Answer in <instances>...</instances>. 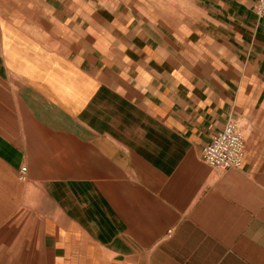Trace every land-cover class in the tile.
Masks as SVG:
<instances>
[{"label": "crops", "instance_id": "crops-1", "mask_svg": "<svg viewBox=\"0 0 264 264\" xmlns=\"http://www.w3.org/2000/svg\"><path fill=\"white\" fill-rule=\"evenodd\" d=\"M256 2L0 0V264H264Z\"/></svg>", "mask_w": 264, "mask_h": 264}, {"label": "built area", "instance_id": "built-area-1", "mask_svg": "<svg viewBox=\"0 0 264 264\" xmlns=\"http://www.w3.org/2000/svg\"><path fill=\"white\" fill-rule=\"evenodd\" d=\"M255 12L264 17V0H257ZM246 155V136L238 121L230 119L225 127L217 132L204 147L203 161L215 169L240 168ZM27 168L22 167L23 179Z\"/></svg>", "mask_w": 264, "mask_h": 264}, {"label": "rangeland", "instance_id": "rangeland-1", "mask_svg": "<svg viewBox=\"0 0 264 264\" xmlns=\"http://www.w3.org/2000/svg\"><path fill=\"white\" fill-rule=\"evenodd\" d=\"M233 120H235V121H238V120H236L235 118H232ZM239 122V124L241 125V126H243V123L242 122H240V121H238ZM243 128V127H242ZM246 133V131H244V134ZM9 230H11V229H9ZM6 234H8L9 236H13L12 235V233L11 232H7ZM10 246V249H11V243H8V247Z\"/></svg>", "mask_w": 264, "mask_h": 264}, {"label": "bare ground", "instance_id": "bare-ground-1", "mask_svg": "<svg viewBox=\"0 0 264 264\" xmlns=\"http://www.w3.org/2000/svg\"><path fill=\"white\" fill-rule=\"evenodd\" d=\"M224 170V169H223Z\"/></svg>", "mask_w": 264, "mask_h": 264}]
</instances>
